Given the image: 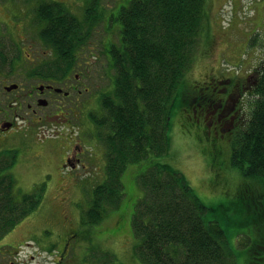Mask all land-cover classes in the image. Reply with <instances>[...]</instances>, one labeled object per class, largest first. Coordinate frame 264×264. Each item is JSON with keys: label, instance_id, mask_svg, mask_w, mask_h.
I'll use <instances>...</instances> for the list:
<instances>
[{"label": "trees", "instance_id": "obj_1", "mask_svg": "<svg viewBox=\"0 0 264 264\" xmlns=\"http://www.w3.org/2000/svg\"><path fill=\"white\" fill-rule=\"evenodd\" d=\"M102 1L93 0L84 20L57 3L38 8L46 23L40 37L58 56L38 71L39 79L59 80L75 65L99 23L106 22ZM205 2L132 0L111 17L121 26L119 45L103 50L105 57L110 54L106 59L117 75L112 96L102 101L106 114L96 120L112 132L100 134L106 145V179L93 190L88 214H103L107 203L118 209L125 196L124 171L129 164L150 160L151 166L138 177L144 196L132 220L143 264H264V58L258 64L249 121L233 142L232 164L240 178L233 196L209 208L184 175L153 161L170 151L171 112L199 45ZM2 177L0 173V239L42 199L41 193L25 195L17 203L13 178ZM2 182L11 190H5V196Z\"/></svg>", "mask_w": 264, "mask_h": 264}, {"label": "rangeland", "instance_id": "obj_2", "mask_svg": "<svg viewBox=\"0 0 264 264\" xmlns=\"http://www.w3.org/2000/svg\"><path fill=\"white\" fill-rule=\"evenodd\" d=\"M131 1L103 0L101 2V9L106 10V22L99 23L89 45L97 49L89 56L97 69L89 103L86 104L85 100L90 95H84L80 98L79 105L85 104V107H78L77 114L75 111L69 116L56 113L52 106L48 107L44 112L50 114L51 119L48 123L51 126L48 130H37L34 135L36 139L44 134L49 137L56 134H60L61 138L72 135L75 139L79 137L80 143L84 145L83 149L87 150L91 156L90 171L75 173L70 181L74 179L77 184L67 186L66 184L70 182L66 179L67 175L61 176L51 167L50 154L52 153L49 151V143L42 144L40 147V143L31 139L13 144L17 157L13 173L5 175V181L13 178L16 184L13 193L18 197L17 203L22 202L25 195L40 196L41 193L40 205L25 219V223L32 222L31 229H34L36 236L42 237L47 245V237L55 230L47 224V221L60 213V205L63 201L65 200L67 205L78 202L70 213L86 214L92 205L93 190L105 182L106 145L100 134L109 135L112 130L110 127L103 128L98 125L96 118L106 114L102 101L112 96L117 72L109 66V61L103 55V39L106 38L107 41V38H111L115 44L119 45L121 26L112 21L111 17H115L120 8L129 5ZM45 3L59 4L66 13H70L79 20H84L87 9L93 7V0H0V63L6 69L5 71H9L10 66L12 68L11 74L8 75L9 84L24 82L40 86L50 83L47 80L35 82L28 76L30 70L35 71L33 68L39 67V59L43 67L58 60L55 50L40 37L46 23L39 18L37 11ZM204 13L199 45L195 51L193 63L179 88L171 112L170 151L166 155L154 157L153 161L169 165L180 172L204 204L209 208H216L227 200L224 190L232 192L234 186L219 185L217 173L209 168V162L206 159L207 164L201 158L196 141L197 135L189 120L193 112L189 100L192 92L200 86L206 76H221L227 67L233 69L238 63L243 64L247 60L252 63V66L262 62L264 58V0H206ZM30 53H32L31 57L28 56ZM84 54V51L78 53V62L83 60ZM29 58L35 60V63H31ZM251 65L245 68L250 69ZM71 69L61 74L60 82L67 77L75 80L77 72H71ZM88 110H91V113L88 114ZM64 117L70 119L68 124L55 123L60 122ZM150 166V160L129 164L122 176L125 196L120 207L113 209L107 203L106 212L103 213L111 220L109 224L111 228L115 224L113 219L119 221L115 229L121 233L122 237L117 241H111L110 246L118 248L120 252L123 250L126 252V264H135L134 260L143 264L137 256L140 241L134 237L132 220L136 205L144 196L138 177ZM225 178L231 184H235L236 179L231 180L228 175ZM25 223L21 222L18 224L20 226H16V230L22 231L19 234L28 229ZM243 234L250 236L248 233L243 232Z\"/></svg>", "mask_w": 264, "mask_h": 264}, {"label": "flooded vegetation", "instance_id": "obj_3", "mask_svg": "<svg viewBox=\"0 0 264 264\" xmlns=\"http://www.w3.org/2000/svg\"><path fill=\"white\" fill-rule=\"evenodd\" d=\"M105 39H103V50L107 51L114 42L111 38H107V41ZM96 50L91 46L82 49L85 52L83 60L76 62L71 69V72H77L75 80L67 77L62 82L55 80L40 86L24 82L9 84L8 75L11 74L12 68L10 66L9 71H5L0 63L2 179H5V175L13 173L17 157L13 144L31 139L40 143V147L42 144H50L51 167L61 176L67 175L66 179L69 181L75 173L90 171L91 156L83 149L84 145L80 143L79 137L75 139L72 135L61 138L60 134L49 137L44 134L43 137L40 135L36 139L34 135L37 130L50 128L48 120L51 116L44 112L48 107L52 106L56 113L69 116L75 111L77 114L78 107H85V104L79 105L80 98L84 95H90L85 100L86 104L89 103L97 71L95 63L90 61L89 56ZM28 56L31 57L32 53ZM109 56L110 54L106 52V57ZM28 60L35 63V60L30 58ZM41 62L39 59V67L33 68L35 71L28 72L32 81L42 82L38 73L44 69ZM249 64L252 63L247 60L243 64L238 63L233 69L227 67L221 76H206L200 86L193 91L194 95L191 99L193 112L189 116L197 135L196 141L201 158L204 161L206 159L209 168L217 173V183L225 187L232 185L235 192L240 178L237 180L239 169L232 164L233 142L249 121L247 118L249 103L252 100L259 70L258 64L246 69ZM12 86L16 87L12 88ZM42 100L46 101V104L41 105ZM90 111L88 110V114L91 113ZM65 118L55 123L66 125L70 119ZM205 163L207 164L206 161ZM227 175L231 180L236 179L235 184H231L225 178ZM73 184H77L74 179L66 185ZM8 187V183L2 182L3 196L7 195L5 190H10ZM11 188L14 190L16 184H12ZM233 191L224 190V193L230 198L235 193ZM76 203L67 205L64 200L60 205V213L47 221V224L55 228L47 237L48 245L44 243L42 237L36 236L34 229H31L32 222L25 223L29 215L26 216L22 221L28 226L26 231L19 234L22 231L16 230L20 226L18 225L0 239V264H126V252L124 250L120 252L118 248L110 246L111 241H117L122 237L115 229L119 221L113 219L115 224L111 228L109 226L111 220L105 214H72L70 211ZM96 217L99 219L95 220ZM134 262L139 264L136 260Z\"/></svg>", "mask_w": 264, "mask_h": 264}, {"label": "water", "instance_id": "obj_4", "mask_svg": "<svg viewBox=\"0 0 264 264\" xmlns=\"http://www.w3.org/2000/svg\"><path fill=\"white\" fill-rule=\"evenodd\" d=\"M15 87H16V86H12V88H15ZM40 104H41V105H42V104H46V101L42 100Z\"/></svg>", "mask_w": 264, "mask_h": 264}]
</instances>
